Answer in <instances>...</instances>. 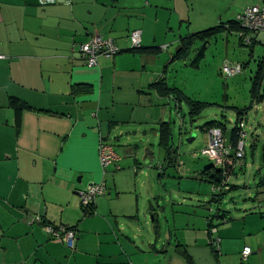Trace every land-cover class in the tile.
I'll return each mask as SVG.
<instances>
[{
  "label": "crops",
  "instance_id": "crops-1",
  "mask_svg": "<svg viewBox=\"0 0 264 264\" xmlns=\"http://www.w3.org/2000/svg\"><path fill=\"white\" fill-rule=\"evenodd\" d=\"M256 4L264 7V0H0V264H264V214H245L247 203L243 215H229L220 206L215 211L212 193L202 205L209 206L205 215H158L162 188L164 194L188 191L180 180L186 174L179 162L174 171L160 172L162 162L152 166L158 170L148 182L150 173L138 158L143 139L159 137L166 102L177 106L175 98L161 97L149 85L165 77L178 88L169 76L177 71V60L170 62L181 39L236 21ZM136 29L141 46L158 52L131 51L129 35ZM225 32L208 44L225 35L219 68L244 67L252 56L257 64L264 59V32L247 33L252 44L240 41L236 31ZM232 35L239 49L250 48L251 60L239 61L246 53L230 58ZM95 36L114 40L120 52L88 66L80 45ZM257 48L263 51L258 58ZM10 96L31 109L18 113L8 105ZM101 142L116 156L105 169ZM208 152L202 155L212 157ZM260 162L252 175L257 193L248 197L253 204L260 194L264 204V148ZM245 166L231 167L230 188L220 195L240 188L230 179ZM203 169L190 184L194 195L203 193ZM93 183H104L106 191L84 215L79 193ZM37 217L73 227L74 245L52 238ZM212 238L219 240L218 250ZM245 247L251 248L248 258Z\"/></svg>",
  "mask_w": 264,
  "mask_h": 264
},
{
  "label": "rangeland",
  "instance_id": "rangeland-1",
  "mask_svg": "<svg viewBox=\"0 0 264 264\" xmlns=\"http://www.w3.org/2000/svg\"><path fill=\"white\" fill-rule=\"evenodd\" d=\"M197 30L200 31L202 29ZM222 33L226 34V32ZM224 34L221 38H218L216 42H212L208 45L205 57L200 61L198 68L190 67V63L196 55L194 50L201 45L195 46L196 48L189 55L190 58L177 60V71L175 73L172 72L169 76V83H176L184 94L194 101L208 102L209 105L205 106L199 116L191 121L189 106L185 101H182L181 104L177 103V106L174 105L172 100L166 102L168 108L166 121L172 124L173 136L175 137L174 143L179 154V161H177V163H181L178 166L182 168V173L186 174L185 177L183 176L180 180L183 179L181 184L188 185L186 187L188 191H172L164 194L162 188L163 199L160 201V206L164 207V205H166L167 208L162 210L161 207H156L155 210L158 212V215H205V212L209 213V206H207V204L205 207L202 205L211 198L213 193L212 185L203 180L200 181L202 183L203 193L197 195H194V193L192 194V186L190 185L192 184V179L200 175L199 171L202 170V168L216 163L213 156L207 157L202 155V150H208L206 148L207 134L202 128L207 122L217 121L222 122L228 130H231L238 123L235 107L245 110L246 114L241 117L239 124L240 122L244 123L245 132L250 134V136L248 135L245 139L244 157L240 158V161L243 164L245 162L246 166L243 172L238 170L239 173L241 172L240 177L235 175L230 179L232 183H237L240 188L232 190L231 193L224 195L221 201L218 203L216 201L211 203V205L217 208L220 206L221 210L229 211V215H243L240 209L247 203L245 214H249L252 210H254L253 212H255L256 215L264 214V204L262 199H260L262 197L261 194L258 197L260 201L254 204V201L248 199L249 196H255L257 193L258 181L254 183L252 175L257 170L256 166H259L261 163L260 156L264 148V105L254 103L253 106L248 109L250 105L252 77L255 74V68L258 64L254 60V56L251 57L252 60L249 59L250 48L242 46L239 49L237 37L232 35L234 43L229 46L228 52L230 58L238 60V54L246 53V57L241 56L239 61H244L245 63L249 60L251 61L246 65L244 64L242 72L234 76L224 74L222 68L218 66V64L220 65L221 63V56L226 53V50L222 52L221 48L224 43ZM260 50H262V48ZM260 50L259 48L254 50V54L257 58L263 54V51L260 53ZM234 53L235 56L233 57ZM193 134V141L188 142L187 138ZM254 135L258 139L256 140L255 138L257 141L256 145H258L256 146L253 144L254 147H257L256 150H252L250 147L252 142L255 141L253 139ZM131 142H133V140ZM143 142L145 145H143L142 153L138 158L144 167V172L148 171L150 173L151 178H147L149 182L153 179L152 175L156 174V170H158L157 165H161L163 162L164 151L159 146V137H157L156 134H150L148 141L144 138ZM147 147L152 149L153 155L148 159H144L143 157ZM207 154H210V152ZM153 165L157 166L155 170L152 168ZM149 166H151V168ZM169 169L170 171H174V166ZM152 185L154 186V181H152ZM166 185L167 188L171 187L168 181ZM192 197L197 199V201L192 202Z\"/></svg>",
  "mask_w": 264,
  "mask_h": 264
},
{
  "label": "trees",
  "instance_id": "trees-1",
  "mask_svg": "<svg viewBox=\"0 0 264 264\" xmlns=\"http://www.w3.org/2000/svg\"><path fill=\"white\" fill-rule=\"evenodd\" d=\"M64 1H66V0H64ZM57 2H59V1L44 2L43 3L41 0L42 4H48V3L50 4V3H57ZM225 31H236V32H238L240 34V41L242 40L243 43H245L243 37L245 35L249 36L247 33L251 32V31H247L246 29L241 28L237 20L236 21H229L225 24L220 23L216 26L197 31V32L193 33L192 35L186 36V37L181 39L180 44L178 46V50L174 54V56L172 57L170 64L172 62H175L176 60L187 59L189 57V55L192 53L193 46L195 45L196 42H201V44L203 42H207V44H209L210 41L216 35H218L222 32H225ZM249 37L251 38L250 44H252L253 38L251 36H249ZM103 38H105V37H103ZM113 42L115 43L114 40H113ZM200 47H198V50ZM158 50L159 49L156 47H142L141 44L139 47L131 48V51L137 52V53H156V52H158ZM119 52H120V50H119ZM242 69H243V66H242ZM149 88L154 90L155 92H157L159 94V96H161V97L172 96L173 98H175L177 100V102L179 104H181L182 101H185L189 106V116H190L191 121L195 120L199 116V114L202 112L204 107L209 105L208 102L205 103V102L194 101L189 96L184 94V92L182 90H180V88L170 86L165 77H161L156 82L150 84ZM263 102H264V59H261V60H259L257 68L255 70V74L252 77V86L250 89V105L248 106V109H250L254 103L261 104ZM8 105L10 107L14 108L18 113L24 109H31V106L29 104H27L26 101H24V100H22L16 96H10L9 97ZM234 109L237 112L238 123L229 132L230 133L229 134L230 143L228 142V140H226V142L228 144H230L231 147H236V145L240 139L241 128L239 127V120L241 119V117L244 114H246L245 110H242V109H239L236 107ZM213 127L221 128L222 131L224 132V134L227 130L226 126L222 122H217V121L207 122L204 125V127L202 128V130L205 131L206 133H208L209 129H211ZM158 131H159V146L164 151L163 164L160 167V169H161L160 172H163V170L172 168L173 166L175 168V166L177 165L179 154H178V150H177L175 143H174L172 124L170 122H166V121L161 122L159 125ZM206 147H207V144H206ZM231 172H232V170L229 166L228 167L227 166L221 167V166H218L214 163V165L204 167L202 174H201V178L203 181L208 182L212 186H216V185L218 186L223 181L227 180V178L230 176ZM228 182H229V179H228L227 183ZM218 197H219V199H218L217 203L220 201V199L223 196L222 195H219V196L215 195L209 204L216 202V199ZM93 206H94V202L91 204L90 208H84V210H85L84 215H88L89 213L93 212ZM217 209L218 208L215 207V211H217ZM221 215H224V214L221 213ZM39 223H41L43 225L49 224V222L44 220L43 218H42V221ZM209 225L210 226H209L208 230H209V234H211L210 229L212 227V224L209 223ZM68 228L73 229V227H68ZM211 246H212V244H211ZM215 253L218 254V251H216Z\"/></svg>",
  "mask_w": 264,
  "mask_h": 264
},
{
  "label": "built area",
  "instance_id": "built-area-1",
  "mask_svg": "<svg viewBox=\"0 0 264 264\" xmlns=\"http://www.w3.org/2000/svg\"><path fill=\"white\" fill-rule=\"evenodd\" d=\"M64 0H42V2H55ZM237 21L241 28L246 29L251 32H264V7L256 4L254 6L248 7L244 12H242L237 17ZM129 39L132 47H139L141 44V30L136 29L130 32ZM246 44H250L251 38L247 35L243 37ZM120 48L113 42L112 39L103 38L101 36H95L88 42L80 45V51L82 57L88 66H94L98 63V57L104 56L106 58H113ZM0 55V58H3ZM242 70V65H229L224 64L222 67V72L228 76H234L240 73ZM239 127L241 128V136L236 145V147H231L230 144L226 142V136L221 128L213 127L209 129L207 134V149L212 153L215 164L221 167L229 166H241L243 163L240 158L244 157L245 148V138L246 133L243 131L244 123L240 122ZM99 157L102 168L105 169L113 163L116 159L113 148L109 146L106 142H101L99 145ZM229 177L226 181H223L220 185L212 186V191L214 196H219L224 191L229 189V183H227ZM106 187L104 183H93L85 191H81L80 200L83 208H90L91 204L95 201L96 197L105 194ZM36 221L41 222L42 218L37 217ZM47 233L52 238H60L66 241L69 246L74 245L76 238V233L73 229H70L63 225L55 224H45ZM215 231V230H214ZM211 244L218 250L216 246L219 244L217 238H212ZM243 257L248 258L251 254V249L245 247L242 251Z\"/></svg>",
  "mask_w": 264,
  "mask_h": 264
},
{
  "label": "water",
  "instance_id": "water-1",
  "mask_svg": "<svg viewBox=\"0 0 264 264\" xmlns=\"http://www.w3.org/2000/svg\"><path fill=\"white\" fill-rule=\"evenodd\" d=\"M207 42H203L199 50L197 51L194 59L190 63V67L192 68H198L200 65V61L205 57V52L207 49ZM194 139V134L187 138L188 142H192ZM153 155V151L150 147H147L145 149L144 159H148L150 156Z\"/></svg>",
  "mask_w": 264,
  "mask_h": 264
}]
</instances>
